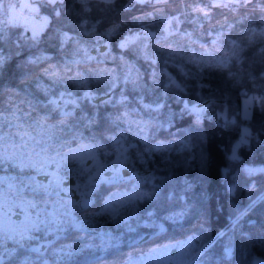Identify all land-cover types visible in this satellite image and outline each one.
Instances as JSON below:
<instances>
[{
    "label": "trees",
    "instance_id": "16d2710c",
    "mask_svg": "<svg viewBox=\"0 0 264 264\" xmlns=\"http://www.w3.org/2000/svg\"><path fill=\"white\" fill-rule=\"evenodd\" d=\"M5 1L0 0V114L19 109L24 119L46 124L33 130L25 123L33 136L43 132L48 148L37 147L41 160L54 154L62 160L69 148H89L107 162L126 142L130 167L154 179L98 182L91 204L78 210L88 220L95 216L88 232L69 228L45 253L31 249L48 240L42 228L21 247L16 241L32 223L5 226L0 264H125L154 247L189 239V264H253L254 255L264 257V0L229 7L216 6L226 3L219 0H38L32 11L45 19L32 15L27 23L9 19ZM35 22L39 32L30 26ZM144 30L158 36L144 46L135 39L121 47L127 36ZM89 45L95 56L77 58ZM250 94L251 113L244 116L243 99ZM203 101L198 121L187 105ZM242 126L246 142L240 140L233 158ZM0 131L17 129L4 124ZM7 153L23 170L5 162L0 172H35L34 153L21 161L11 149ZM247 165L263 168L247 171ZM118 191L141 197L134 226L129 217L106 213L107 200ZM22 194L52 209L51 194ZM160 223L165 232L139 241ZM99 230L119 235L104 253L89 233ZM70 243L77 249L64 258L51 254Z\"/></svg>",
    "mask_w": 264,
    "mask_h": 264
},
{
    "label": "rangeland",
    "instance_id": "374dc122",
    "mask_svg": "<svg viewBox=\"0 0 264 264\" xmlns=\"http://www.w3.org/2000/svg\"><path fill=\"white\" fill-rule=\"evenodd\" d=\"M41 1L46 2V0ZM38 4V0H7L5 1V10L9 19L27 23L31 20V16L27 15L26 8L28 7L32 11V9H36ZM41 16L42 20L45 19V16ZM30 26L33 27L35 32H38L37 27L39 26V23L37 24V22H35ZM169 29L170 24H167L165 30L167 31ZM157 36V33L144 30V32L140 34H131L127 36L125 42L127 41V44H129L131 41L138 39L139 43L144 46L148 40L155 39ZM104 49L105 48H103L102 51H104ZM93 56H95V52L89 45L83 47L82 54L77 56V58ZM221 58L222 57H219L220 60H222ZM252 96L253 95L250 94L243 99L242 113L244 116H250ZM61 103L64 105L63 102ZM206 105L207 102L203 101L188 104L187 106L191 111L202 113ZM245 129L246 126H242V134L239 137V140L233 145L232 156L234 152L235 157L237 156L236 148L240 140L245 138ZM4 136L8 138L9 134L4 133ZM38 139H40V137H38ZM16 142H18V144H15ZM43 143L44 146L47 145L44 139ZM129 146V144L123 142L118 153L111 161L107 162L96 156L92 149L69 148V150L65 152L68 153L66 154L67 157L65 156L62 160L58 157L56 158L55 154L50 157H43L42 160L40 157L41 155L34 154L32 157V159H34L33 162L35 163L34 173L28 175L19 174L14 177L8 173V171H1L0 179L3 180V185H0V191L3 192V196L0 197V204L3 206L0 207V223L7 227L11 224H16L17 226L24 228L22 225L25 223H32L38 218V220L42 222L41 228L45 233L44 239L47 238L49 242L54 241L60 235H64L69 228L83 229L88 232V223L93 220L95 216L90 215V219L88 220L86 219L88 217L87 213L80 214L78 213V210L83 208L80 206V201L83 196L91 197L93 200L91 193L98 182L102 180L107 182H119L120 180H123L121 178V169L124 167L132 171L129 177L124 180L134 179V183L138 184L142 179L149 178V181L154 179V177L150 176L148 172L130 167L128 163L131 159ZM32 148L33 146H29V143L27 147H20L19 137H12L0 141V152L7 155V149H11V152H13L15 157L20 161L27 159L28 156L33 154ZM37 150L38 148L36 151ZM9 157L14 159L12 156ZM137 159L140 158L137 157ZM39 160H41V162H39ZM63 164L66 165L65 171L62 170ZM5 166L6 164L3 168H5ZM262 168L261 165L246 166L247 171H256ZM43 175H46L45 177L47 178L43 177ZM5 187L11 188L14 192H19V197L12 196V192L8 193V191L5 190ZM24 189L30 191L42 190L49 195L51 194L53 196L50 201L52 209L44 207L43 204L36 205V201L33 200L32 202L29 200V194L23 196L22 192ZM140 201L141 197L136 195L134 191H118L107 200L106 213L111 218L121 217L125 219V217H129L130 225L134 226L137 223L135 222V219L137 218L136 210ZM32 205L36 206L33 207ZM26 227L31 228L28 224H25V228ZM89 233L98 238V244L96 245L100 246V253L103 252V249L107 245L112 243L115 244L118 241L117 237L119 236L118 234H113L107 230H105V232L104 230L96 232L90 231ZM41 243L42 242H37V244L32 245L31 249H37V251L45 253L48 245L43 249H39ZM190 244V239L184 242L180 241L179 243L170 242L162 247H154L149 253H146L143 258L133 257L131 263L125 264H189V259L191 257ZM75 249L77 248L73 243L66 245L63 244L52 249L51 254L56 258H64L70 252L75 251ZM46 258L47 257H44V260Z\"/></svg>",
    "mask_w": 264,
    "mask_h": 264
},
{
    "label": "snow or ice",
    "instance_id": "6c2138e0",
    "mask_svg": "<svg viewBox=\"0 0 264 264\" xmlns=\"http://www.w3.org/2000/svg\"><path fill=\"white\" fill-rule=\"evenodd\" d=\"M53 3L56 2V0H52ZM61 3H63V0H60ZM100 2L104 3V4H112L114 3V0H100ZM136 2H143V0H136ZM234 2L239 3V0H234ZM131 3V0H130ZM216 6H222V7H229L230 4L229 3H223V4H217ZM199 11H201L202 13H204L205 17L207 18V11L205 9H199ZM59 14V13H57ZM87 23V21H84L81 24V27L83 28L84 25ZM168 24H171V21H168ZM252 33L255 34V29H251ZM261 34H264V31H262ZM66 35V34H65ZM127 44V41L121 44V47H125ZM4 62V58L0 57V66L3 65ZM179 88V85H176ZM49 104L55 105L56 101H49ZM187 107V106H186ZM17 111H19V109H17ZM17 111H14L11 113L10 116H3L2 114H0V129H2V127L4 126V124H7L8 127L12 128L15 127L17 129L16 133H9V137L8 138H12V137H19V141H20V147H27L28 146V141H32L33 142V148L32 151L34 154L39 155V152L36 151L37 147L40 148V151H45V146L43 143V132H38L37 136L41 137V139H37V136H33L31 134V132L28 131V129L25 128V123L28 125V128H31L33 130L35 129H42L44 127H46V124L43 123L41 120H34V119H24L22 116L17 115ZM45 120L47 119L46 117L44 118ZM23 120V122H21ZM197 120L199 121V113H197ZM15 121V123H14ZM61 124L64 123L63 120L60 121ZM248 135L247 130H246V136ZM4 136L3 132L0 131V141H4L6 139H8ZM27 138V139H26ZM242 142H246V140H244L242 138ZM239 145H237L238 147ZM233 158H235V152L233 154ZM9 163L10 165H15L17 167H20L21 170H23V163L21 162V164L16 165L15 164V160L10 158L9 156H6L3 154V152H0V165H2L3 163ZM3 196V192L0 191V197ZM3 205L0 204V207H2ZM33 207L35 205H32ZM41 224L42 222L38 220H34L32 222L31 228H27L25 229L24 232L20 233V239L17 240L16 242L18 244H20V246L22 247L23 245L21 244V241L23 240H31L34 239L35 237L32 236L30 233L33 231H40L41 230ZM4 225L2 223H0V233L4 232ZM33 251H37V249H33Z\"/></svg>",
    "mask_w": 264,
    "mask_h": 264
},
{
    "label": "water",
    "instance_id": "95a60500",
    "mask_svg": "<svg viewBox=\"0 0 264 264\" xmlns=\"http://www.w3.org/2000/svg\"><path fill=\"white\" fill-rule=\"evenodd\" d=\"M121 172H122L121 178L124 180L127 177H129V175L131 174L132 171L129 170L128 168L124 167V168L121 169ZM45 178H47V177H45ZM92 201L93 200H92L91 197L83 196L82 199H81V201H80V206L83 207V208H85L88 205H90ZM166 228L167 227H166V224L165 223H160L159 226H158V228L155 231L146 233L145 235H143L139 239V241L142 242V241L151 239L154 236L159 235V234L165 232L166 231ZM49 243H50L49 240L42 241V243L39 246V249H43L46 245H49ZM252 263L253 264H264V257H261L259 255H254L252 257Z\"/></svg>",
    "mask_w": 264,
    "mask_h": 264
},
{
    "label": "built area",
    "instance_id": "2783aa9c",
    "mask_svg": "<svg viewBox=\"0 0 264 264\" xmlns=\"http://www.w3.org/2000/svg\"><path fill=\"white\" fill-rule=\"evenodd\" d=\"M219 1H221V2H226V3H229L230 4V6H232V5H234L236 2H234V0H219ZM27 10V13L30 15V16H34L37 20H42L41 18H42V16L40 15V14H37V13H34L33 11H31L30 9H26ZM38 30V32H39V30L40 29H37Z\"/></svg>",
    "mask_w": 264,
    "mask_h": 264
},
{
    "label": "bare ground",
    "instance_id": "6f19581e",
    "mask_svg": "<svg viewBox=\"0 0 264 264\" xmlns=\"http://www.w3.org/2000/svg\"><path fill=\"white\" fill-rule=\"evenodd\" d=\"M29 15V14H28ZM30 16V15H29Z\"/></svg>",
    "mask_w": 264,
    "mask_h": 264
}]
</instances>
